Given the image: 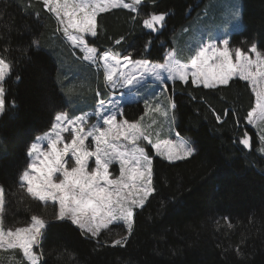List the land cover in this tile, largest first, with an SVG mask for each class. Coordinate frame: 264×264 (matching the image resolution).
Returning a JSON list of instances; mask_svg holds the SVG:
<instances>
[{"label":"trees","instance_id":"16d2710c","mask_svg":"<svg viewBox=\"0 0 264 264\" xmlns=\"http://www.w3.org/2000/svg\"><path fill=\"white\" fill-rule=\"evenodd\" d=\"M206 1L145 0L137 11L101 13L94 46L100 52L109 48L121 56L131 53L135 60L163 63L178 31ZM153 12L169 13L158 32L143 26ZM242 20L244 27L232 34L231 42L243 50L256 43L264 53V0H243ZM120 37L123 41L114 46ZM33 40L39 41V50L32 47ZM0 56L11 65L3 81L6 103L0 114L3 221L14 227L32 215L47 220L42 264H264V153L259 151L260 134L247 123L255 106L249 82L234 77L228 86L215 89L194 85L191 78L187 84L169 83L176 104L175 131L196 151L170 162L148 146L157 191L137 210L131 234L124 225L113 224L93 239L70 221H57L53 206L33 199L19 177L29 162L30 142L50 129L55 115L67 108V97L85 95L73 93L67 80L94 82L95 73L71 55L59 22L40 0H0ZM126 107L131 121L144 113L141 104ZM245 133L250 148L240 143ZM119 233L128 235L126 243L114 245Z\"/></svg>","mask_w":264,"mask_h":264},{"label":"snow or ice","instance_id":"6c2138e0","mask_svg":"<svg viewBox=\"0 0 264 264\" xmlns=\"http://www.w3.org/2000/svg\"><path fill=\"white\" fill-rule=\"evenodd\" d=\"M40 2L44 9L55 16L71 44L83 53L84 61L91 64H97L98 61L102 63L105 83L111 88L117 87V81H121L120 87H134L146 74L155 76L164 87H167L166 80L187 84L191 78L194 85H203L208 89L228 86L235 77L250 82L253 86L259 109L258 117L264 122V53L258 50L255 43L248 50V53L255 54L254 58L237 48L234 61L233 52L229 49V40L223 39L222 47L214 43L201 45L187 64L176 60L172 52L166 55L165 63L152 64L146 59H133L131 53L121 56L119 52L109 48L100 52L94 46L95 39L98 38L97 17L101 13L117 8L136 11L145 0H131V3H125L124 0ZM168 15L167 12H153L143 20V26L152 32H158L164 27ZM233 18L238 20V10H234ZM123 39L124 37H120L115 40L114 46L120 45ZM89 40L93 41L92 45ZM32 47L39 50V41L33 40ZM149 47L150 42H146V52ZM23 51L26 54L28 49ZM129 68L134 71L126 72ZM10 70L11 65L0 56V114L5 111L6 103L3 81ZM96 95L99 97V92ZM96 106L100 110L98 114L103 125L107 127L92 126L85 131L83 115L73 119H69L64 112L55 115V135L46 137L48 151H43V146L39 143L40 138H37L38 142L32 143L28 150V156L32 158L31 163L19 177L21 187L26 185V191L33 199L53 206L57 221H70L83 235L93 239L100 235L101 230L109 229L114 223L126 225L127 232L131 234L137 210H143L149 197L157 191L153 182L152 156L138 142L143 141L153 149L155 155L170 162L184 160L196 151L190 140L154 142L139 121H117L116 113L120 112V108L114 106L111 99L107 104L105 100L98 99ZM169 108H176L174 101L170 100L163 108L157 104L155 111L174 121V115L168 116ZM224 115H227V110ZM256 115L255 110L249 113L247 123L253 124ZM216 119L220 121V115H217ZM63 121H67V125L71 127H61ZM65 132H71L70 142H64L61 133ZM176 135L179 136L178 133ZM90 137L95 142L94 151L88 150L85 143ZM121 139L129 142L130 146L114 142ZM250 139L245 133L240 143L250 148ZM258 140L264 144V135H260ZM61 144L63 147H59ZM259 151L264 153V147ZM92 158L95 168L89 172L88 166ZM68 160H72L75 166L69 169ZM114 162L119 164V176L115 179L111 178L109 171V166ZM57 174L62 176L58 183L53 179ZM4 207L5 189L0 185V249H18L22 252L26 264H41L42 249L38 254L34 246L39 249L48 222L39 215H32L28 226L5 230L2 215ZM113 243L123 245L126 241L118 239ZM235 251L237 255H241L238 248Z\"/></svg>","mask_w":264,"mask_h":264},{"label":"rangeland","instance_id":"374dc122","mask_svg":"<svg viewBox=\"0 0 264 264\" xmlns=\"http://www.w3.org/2000/svg\"><path fill=\"white\" fill-rule=\"evenodd\" d=\"M124 2L131 3V0H124ZM242 8H243V0H207L205 4L203 5V7L196 14H194L189 24L183 29H180L178 33L176 34L174 47L171 51L172 53L175 54V59L178 60L180 63L187 64L190 62V57L195 54V50H197L201 45L214 43L217 46L222 47L223 46L222 40L228 39L229 49L233 52V60L235 61L236 59L235 54H234L235 49L239 47L233 45V43L231 42V37L234 32L244 27L243 20H242ZM234 10L239 11L238 20L233 18ZM60 35L64 39V42L66 43L71 55H73L77 60L79 59V61L81 62L82 68L84 70L89 69L90 71H93L95 73L94 82L89 81L87 83H83L81 82L82 78H78L74 82H72L69 79L67 80V78L65 79L67 80V82H69V85L71 86L70 90L73 93H76L79 91V92H85V95L82 98H79V96L73 99L67 97L66 98L67 108L65 109V111L63 110L59 111L60 113L61 112L67 113V116L69 119H73L75 116H78V115H83L84 120L82 121V123H83L85 131H88L92 126L107 127L106 125H103L100 115L98 114L100 110L97 108L96 105H97L98 99L105 100L106 104L108 100L111 99L112 101H114V106H119L120 108V112L116 113L117 121H122L125 119L128 120L129 122L139 121L141 125L145 128L147 133L151 135V139L154 142L163 143V141L165 140L176 141L178 139H182L181 137L176 135L175 128H174V121H170L168 118H165L161 113L155 111V106L157 104L161 105V107L163 108L171 100V96L168 92V85L169 83H172V81L166 80L165 83L167 84V87H164L156 79L155 76L146 74L144 78L140 81V83L144 84L147 79L151 78L149 82L152 83L150 86H153V88L150 86H146L142 89V91H140V93H137L135 97H132V95L127 96L124 93L120 92L121 91L120 88H126V89L128 88V87H120L121 81H117V87L115 89L106 85L105 79H104L105 74H104V71L102 72V69H103L102 63L98 61L97 64H91L90 62L84 61L82 59L83 53L79 49H76L75 46H73L71 42L66 38L65 34L62 31L61 25H60ZM257 48H258V45H257ZM239 49L243 50L242 48H239ZM248 50H243V51L248 53ZM258 50L261 51L259 48ZM248 54L252 55L253 58L255 57V54L253 53H248ZM99 65L102 67V69H100L99 67H96ZM125 71L128 72V71H134V70L129 68ZM65 73L70 74V71L67 70L65 71ZM101 82H103L102 85H101ZM101 86L105 88V92L101 90ZM134 87H131L128 89H132ZM251 87L253 89L252 85ZM257 87H259V85ZM97 92H99L100 94L99 97H97L96 95ZM117 93H120V94H117ZM105 94H108V96H106ZM137 99H139L140 101ZM134 101H139L136 104H141L144 108V111L145 110L147 111L143 113L140 116V118L138 117L139 119L131 121L126 117L125 112H126L127 107L125 108V106H126V103L134 102ZM253 110L256 111L257 115L254 116V123L252 125L254 126V128L260 135H264V131H261V129H264V122H261L258 117L259 109L256 104V95H255V106L250 111V113L253 112ZM168 116L169 117L173 116V110L170 108L168 109ZM153 121L155 123H153ZM170 123H171V128H169ZM55 124H56V121L54 119V122L52 123V126L50 127V129L38 135L33 140V142L31 141L29 144V148L32 143L38 142L37 138H40L39 143L42 144L43 151L45 152L48 151L46 137H48L49 135L54 137L55 133L53 132V128ZM64 126L71 127L67 125V121L61 122V127H64ZM61 134L64 137V142L71 141V135H72L71 132H65ZM114 142L117 143L118 145L130 146L129 142L124 141L122 139L119 141H114ZM85 143H86L88 150L90 151L95 150V142L91 137ZM138 143L140 144L141 147H145L146 151H148L149 153L148 146H146V144L143 141H140ZM59 147H63V144L59 145ZM261 147H264V144H262ZM31 159L32 158L29 157V162L27 163V166L25 167L23 171L28 169V165L31 163ZM93 161H94V158H92L89 162V166H88L89 172H92L95 168ZM67 166L70 169L71 167H74L75 165L72 160H68ZM109 171L111 173V178L113 179L117 178L119 176L118 162H114L113 164H111L109 166ZM53 179L55 180V182L58 183L59 180L62 179V176L60 174H57ZM25 188H26V185H25ZM42 218L47 222V220L44 217ZM30 222L31 220L29 222L16 225L14 227H7L3 221V227L5 228V230L9 228L12 230H15L16 228L28 226ZM124 227L126 228V225H124ZM127 236H128L127 234L120 235L119 233L116 235L114 241L118 239L125 240ZM4 249L8 251L0 252V264H17V262L18 264H26L25 260L22 257V252L20 250L18 249L11 250L7 248H4ZM40 249H41V244L39 246V249H37L36 246H34V250L37 251L38 254L40 252ZM43 258H44V255L42 254L41 264H42Z\"/></svg>","mask_w":264,"mask_h":264},{"label":"crops","instance_id":"0c3cea01","mask_svg":"<svg viewBox=\"0 0 264 264\" xmlns=\"http://www.w3.org/2000/svg\"><path fill=\"white\" fill-rule=\"evenodd\" d=\"M64 40V39H63ZM149 61V60H148ZM151 63H153V62H151ZM163 63H165V62H163ZM163 63H153V64H163ZM104 71V69H102V72ZM105 79V78H104ZM151 80V78H149V79H147L146 81H145V83L144 84H137L134 88H132V89H126V88H120V92H122V93H124L125 95H132V97H135V95H137V93H140V91H142V89L144 88V87H146V86H150L152 83L151 82H149ZM150 87H152L153 88V86H150ZM101 90H102V88H101ZM102 91H104L105 92V88H104V90H102ZM117 94H120V93H117ZM106 96H108V94H105ZM137 100H139V99H137ZM140 101V100H139ZM147 110H145L144 111V113L146 112ZM140 118V117H139ZM138 118V119H139ZM175 128V127H174ZM176 132V134L178 133L177 131H175ZM179 137H181L182 139H184V140H188L187 138H185V137H182L181 135H179ZM191 144H192V146L194 147V145H193V143L191 142Z\"/></svg>","mask_w":264,"mask_h":264}]
</instances>
